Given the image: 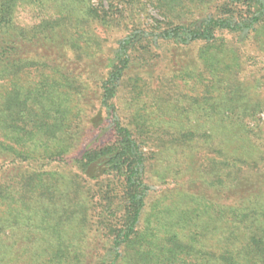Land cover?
Returning <instances> with one entry per match:
<instances>
[{
    "label": "trees",
    "instance_id": "trees-1",
    "mask_svg": "<svg viewBox=\"0 0 264 264\" xmlns=\"http://www.w3.org/2000/svg\"><path fill=\"white\" fill-rule=\"evenodd\" d=\"M262 51L264 0H0V264H264Z\"/></svg>",
    "mask_w": 264,
    "mask_h": 264
},
{
    "label": "rangeland",
    "instance_id": "rangeland-1",
    "mask_svg": "<svg viewBox=\"0 0 264 264\" xmlns=\"http://www.w3.org/2000/svg\"><path fill=\"white\" fill-rule=\"evenodd\" d=\"M93 3L96 2V0H92ZM153 18H160V16L157 13V10L155 8H153L152 6H148V17H147V22L151 21ZM259 53V52H258ZM260 57L261 59L264 61V51L260 52ZM262 75L264 76V74L262 73ZM259 75L258 73H253L252 76L250 77V82L251 84L258 83L259 87L257 89V93L258 95L256 96V98L258 100H264V77ZM260 119L262 120L261 122V129L263 132V136L264 137V111L262 113H260ZM251 125H253V122H251ZM153 188H157V185H153Z\"/></svg>",
    "mask_w": 264,
    "mask_h": 264
}]
</instances>
